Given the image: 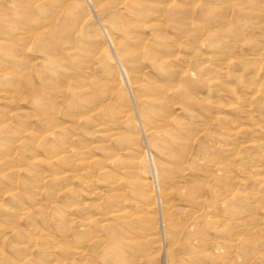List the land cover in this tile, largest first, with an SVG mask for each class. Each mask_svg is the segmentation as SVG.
I'll return each instance as SVG.
<instances>
[{
	"label": "rangeland",
	"instance_id": "374dc122",
	"mask_svg": "<svg viewBox=\"0 0 264 264\" xmlns=\"http://www.w3.org/2000/svg\"><path fill=\"white\" fill-rule=\"evenodd\" d=\"M260 104L264 0H0V264H264Z\"/></svg>",
	"mask_w": 264,
	"mask_h": 264
},
{
	"label": "bare ground",
	"instance_id": "6f19581e",
	"mask_svg": "<svg viewBox=\"0 0 264 264\" xmlns=\"http://www.w3.org/2000/svg\"><path fill=\"white\" fill-rule=\"evenodd\" d=\"M86 1H88L89 3H90V0H86ZM189 1H191V0H189ZM95 4H96V2H95ZM96 5H99V2L96 4ZM93 7V6H92ZM95 7V6H94ZM117 7V6H116ZM118 12V11H117ZM116 13V12H115ZM121 13V12H120ZM118 16V15H117ZM118 18V17H117ZM115 19H116V15H107L106 16V19H105V21L103 20V23H105V25H107L108 27H110L109 28V30L111 29V27H113L114 26V22H115ZM102 22V21H101ZM91 24V23H90ZM106 27V26H105ZM113 29V28H112ZM102 32H103V34L105 35V37H106V40H107V42H108V44L109 45H113L114 43H113V40H112V38H111V36L109 35V33L106 31V29L104 30V27H103V30H102ZM112 32V31H111ZM111 35H112V33H111ZM114 37V36H113ZM119 66H118V71H119V75H120V77H121V80H123L126 84H129L130 83V78H129V75L127 74V72H126V70H125V68H123L120 64H118ZM242 69H244L243 70V73L244 74H248V69L246 70V68H245V66H242L241 67ZM220 72V71H219ZM218 72V73H219ZM246 87V86H245ZM248 87V86H247ZM215 88H216V85H215ZM219 89V88H218ZM251 88L250 87H248V91L250 90ZM222 93V92H221ZM224 94H219L218 95V98H220V99H223V97H226V98H228V99H230V93L229 92H227V91H224L223 92ZM257 93H260V90L258 89V88H256V89H254V90H252V92H251V95H254V94H257ZM263 99V98H262ZM263 101V100H262ZM258 113L259 114H263L264 113V104H260V107L258 108ZM258 144V143H257ZM255 145V144H254ZM255 147L256 148H258V145H255ZM259 150V149H258ZM229 151V150H228ZM233 151V150H232ZM231 152V151H230ZM133 153V152H132ZM154 159V158H153ZM154 162V161H153ZM215 166V165H214ZM126 168V167H125ZM221 173V172H220ZM140 182V181H139ZM135 184V183H134ZM139 185V184H138ZM144 186V185H143ZM145 187V186H144ZM153 187V186H152ZM152 191V190H151ZM150 193V192H149ZM160 193V192H159ZM165 194V193H164ZM115 196H113V198H114ZM157 197V196H156ZM163 197V196H162ZM145 199V198H144ZM146 199H147V197H146ZM149 199H150V196H149ZM151 200H153V199H151ZM150 200V202L148 203V205H153V202H154V200L153 201H151ZM117 201V200H116ZM156 201H158V198L156 199ZM152 202V203H151ZM161 202V201H160ZM122 213V212H121ZM120 216H122V215H120ZM119 216V217H120ZM207 217H209V216H207ZM164 220V219H163Z\"/></svg>",
	"mask_w": 264,
	"mask_h": 264
}]
</instances>
